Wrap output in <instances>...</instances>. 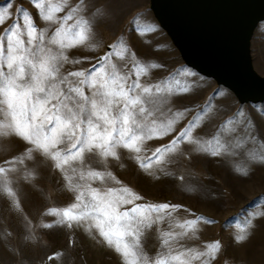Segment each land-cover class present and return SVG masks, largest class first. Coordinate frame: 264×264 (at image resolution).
<instances>
[{"label":"snow or ice","instance_id":"1","mask_svg":"<svg viewBox=\"0 0 264 264\" xmlns=\"http://www.w3.org/2000/svg\"><path fill=\"white\" fill-rule=\"evenodd\" d=\"M119 4L120 0H69L65 5L49 0H5L0 6V110L8 118L9 136L22 145L17 155L0 163V194L9 207H15L19 194L14 183L23 181L40 192L37 161L47 162L66 181L65 188L74 193L75 202L63 211L47 208L35 222L21 212L22 227L29 235L37 227L50 231L63 225L98 233L122 264H215L224 250L221 241L195 248L183 243L201 221H214L196 215L173 224V214L181 205L146 201L111 169L113 162L126 167L121 163L125 152L127 159L153 180L160 178L157 173L167 175L165 166L180 163L177 158L189 164L201 155L222 158L225 152L211 150L196 134L203 127L206 109L179 127L189 109L173 112L168 105L189 89L181 88L179 80L176 90L142 83L147 67L135 63L138 54L129 51L131 45L123 40V33L106 45L108 50L95 57L90 68L66 70V65L86 62L87 57L78 59L71 52L84 49L94 36L96 23L116 19ZM89 14L95 22L86 18ZM136 31L145 30L137 27ZM120 44L123 47L118 48ZM98 50V44L91 48ZM129 60L134 70L128 67ZM149 67L163 70L165 65L152 63ZM164 108H168L170 118L159 121L155 113ZM249 120L256 133H250L249 139H264L255 119ZM154 140L166 142L148 148L147 142ZM26 162L35 166L33 172L13 179L19 171L17 164L23 163L27 169ZM259 166L264 167V160ZM49 215L60 219L43 223ZM258 219L264 220V214ZM153 229L159 247L149 254L143 239ZM249 238L235 237L233 243ZM70 243L75 246V239ZM62 255L58 251L46 259ZM221 264H228L227 258Z\"/></svg>","mask_w":264,"mask_h":264},{"label":"rangeland","instance_id":"2","mask_svg":"<svg viewBox=\"0 0 264 264\" xmlns=\"http://www.w3.org/2000/svg\"><path fill=\"white\" fill-rule=\"evenodd\" d=\"M4 2L5 0H0V6ZM49 2L65 5L69 0H49ZM72 2L74 3L75 0ZM98 2L103 3L104 0H98ZM119 9L116 19L96 23L94 36L84 49L79 53L71 52V55L78 59L87 57L86 62L74 67L66 65V70L90 68L92 64H95V57L108 50L106 45L111 44L123 33V40L131 45L129 51L134 50L138 54L135 63L147 67V71L141 77L142 83H155L176 90V80H179L181 88L189 89L188 94L176 95L172 103L168 105L173 112L177 109H189L179 127H183L202 109H206L203 118L205 122L203 127L198 128L196 134L202 141L208 142L211 150L223 151L226 144L231 146L229 141L231 135L226 133L224 124L217 128V133L215 132L214 117L216 112L224 115L233 110L232 107L239 106L240 101L236 95L227 87L200 74L185 63L179 48L157 18L151 0H120ZM77 18L85 17L77 16ZM86 18L95 22L91 14ZM137 27L145 31L138 32ZM2 30L0 28V31ZM96 44L99 45V50L91 51L92 46ZM119 47H123V44L118 45ZM250 50L255 70L264 77V19L254 29L250 40ZM144 57L152 59L145 61ZM110 62L119 63L118 61ZM152 63H163L165 68L153 70L149 67ZM128 67L134 70L131 60ZM169 75L172 77L171 80ZM231 96H235L236 101H232ZM248 106L251 107V105ZM168 108L156 111L159 121L170 118ZM8 122L5 113L0 110V163L17 155L22 147L19 140L9 136ZM200 123L197 121L198 125ZM246 137L248 139L249 135L243 136V139ZM237 138L232 142L233 145L245 144V140H241V135ZM164 142L166 140L148 141L147 147L153 148ZM127 155V152L122 154L121 162L126 167L113 162L112 171L124 184L135 188L143 195L146 201L181 205L182 207L173 214V224L182 222L184 219H192L196 215H203L214 221L210 224L201 221L196 232L183 241L184 244L195 248L219 240L223 243L224 250L215 264H221L225 258L228 264H264L263 223L261 228L258 225L256 237L250 240L249 245L243 242L233 243V238L238 237L241 232L240 222L242 223V220L237 222L234 219L239 217L244 210L242 206L249 199L231 197L232 193L229 188L226 192L225 186L232 187L235 183L243 182L245 176L239 178L235 171H243L246 168L235 170L230 166L219 167L214 164V159L205 155L194 157L191 164L183 158H177L180 163H170L165 166L167 175L157 173L160 178L153 180L145 177L137 166L127 159ZM20 159L22 160L23 157L21 156ZM26 163L27 169L23 163L17 164L19 171L15 173L13 179L33 172L35 166L31 162ZM37 163L39 179L36 183L41 189L40 192L34 191L23 181L19 184L14 183L13 187L19 194V204L15 207H9L8 201L0 194V264H122L113 248L109 247L98 233L92 235L80 229H68L58 225L50 231L37 227L33 234L29 235L28 230L22 227L21 212L35 222V218L47 208L55 207L63 211L75 202L74 193L65 188L66 181L62 180L61 174L53 171L47 162L41 163L38 160ZM92 163L95 166L94 158ZM59 219L60 217L49 215L43 223H51ZM250 225L252 226V223ZM164 227L167 229V224ZM176 230L179 231V229ZM72 239H75V246L70 243ZM143 246L149 254L158 249L159 241L155 229L146 234ZM58 251L63 253L61 257L51 261L46 259L47 256Z\"/></svg>","mask_w":264,"mask_h":264},{"label":"water","instance_id":"3","mask_svg":"<svg viewBox=\"0 0 264 264\" xmlns=\"http://www.w3.org/2000/svg\"><path fill=\"white\" fill-rule=\"evenodd\" d=\"M185 63L230 89L240 103L264 102V77L250 40L264 0H151Z\"/></svg>","mask_w":264,"mask_h":264},{"label":"crops","instance_id":"4","mask_svg":"<svg viewBox=\"0 0 264 264\" xmlns=\"http://www.w3.org/2000/svg\"><path fill=\"white\" fill-rule=\"evenodd\" d=\"M231 99L236 101L237 98L231 96ZM248 105H251V107ZM232 108L233 110L224 113V115H221L220 112L215 113V132L217 133V128L224 124L226 133L230 134L232 138L231 136L229 138L231 146L226 144L224 147L223 152L226 154L222 158L214 159V164L219 167L230 166L235 170L236 168H246L243 171L233 170L239 178H241L240 176H246L247 178L244 177L243 182L235 183L232 187L225 186V190L228 192L229 188L233 198L249 199L242 206L244 210L241 214L237 213L239 217L234 219L237 222L242 220V223L240 222L241 232L238 237H250L247 242H243L245 245H249L250 240L256 237L258 225L261 228L262 223L264 224V220L257 218V216L264 214V167L259 166V162L264 160V139L250 140L247 137L243 139V136L250 133L252 135L256 134L252 129V125L248 126L251 124L249 117H252L255 119L258 132H260L259 136L264 138V103H240L239 106ZM238 135H241V140H245V144L233 145L232 142L238 139ZM246 224L247 227L245 228ZM251 228L252 231L250 232Z\"/></svg>","mask_w":264,"mask_h":264}]
</instances>
